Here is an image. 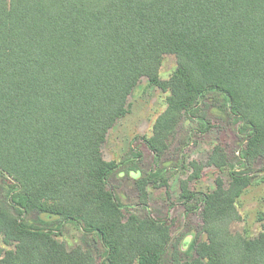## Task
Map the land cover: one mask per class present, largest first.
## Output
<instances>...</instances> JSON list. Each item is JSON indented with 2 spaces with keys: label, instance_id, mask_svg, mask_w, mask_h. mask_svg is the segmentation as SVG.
Segmentation results:
<instances>
[{
  "label": "trees",
  "instance_id": "16d2710c",
  "mask_svg": "<svg viewBox=\"0 0 264 264\" xmlns=\"http://www.w3.org/2000/svg\"><path fill=\"white\" fill-rule=\"evenodd\" d=\"M167 54L176 65L162 78ZM143 77L167 93L144 138L156 166L184 116L211 128V92L245 132L246 160L264 161V0H0V264H92L57 239L70 222L98 238L102 264H163L167 253L182 264L174 219L120 204L109 177L125 161L102 153ZM187 164L182 217L198 211L205 235L189 264H264V224L253 237L231 229L238 197L264 175L232 169L203 192L190 182L205 166L225 170V150ZM133 179L145 208L148 186L168 185L158 169Z\"/></svg>",
  "mask_w": 264,
  "mask_h": 264
},
{
  "label": "rangeland",
  "instance_id": "374dc122",
  "mask_svg": "<svg viewBox=\"0 0 264 264\" xmlns=\"http://www.w3.org/2000/svg\"><path fill=\"white\" fill-rule=\"evenodd\" d=\"M173 55H164L160 66V76L167 78L175 68ZM167 93L151 86L146 77L138 82L129 96V112L120 118L107 133L102 145V153L106 160L125 161L109 177V185L117 200L130 210L142 213L149 209L154 216H170L174 219L173 243L179 248L177 252L182 264H189L195 253L191 248L194 239H205L199 233L201 220L198 211L182 217L183 206L179 198V181L190 173L188 161L205 162L212 147L219 144L226 152L228 166L218 171L212 166H205L198 179L190 182V188L207 192L213 189L214 179L220 176L224 182L228 181L229 170L247 171L255 175H264V161L248 162L244 157L245 132H239V124L235 123L218 110L222 107L219 94H208V109L205 110L207 123L211 128L203 132L206 123L198 118L184 116L179 122L175 135L170 138L168 148L160 157L158 166L154 163L153 155L144 142V138L152 134V126L157 116L165 109ZM185 160L183 167L182 161ZM246 165V166H245ZM138 169L140 174L158 169L159 175L168 178V185L154 184L148 186V201L144 207L138 204V192L135 180L139 172H130L131 168ZM0 189V201L3 202ZM237 209L241 219L231 226L232 231L246 233L253 237L258 234L264 224V181L252 184L238 197ZM35 213L30 218L35 217ZM42 218L53 219L41 215ZM67 249L80 247L92 256V264H102L103 247L98 238L92 234H84L72 222L67 223L62 233L57 236ZM0 247H3L0 236ZM163 264H172L167 253Z\"/></svg>",
  "mask_w": 264,
  "mask_h": 264
}]
</instances>
